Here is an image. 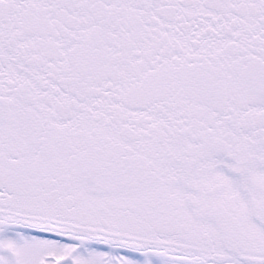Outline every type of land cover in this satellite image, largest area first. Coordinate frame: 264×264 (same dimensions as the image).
<instances>
[{"label":"snow or ice","instance_id":"snow-or-ice-1","mask_svg":"<svg viewBox=\"0 0 264 264\" xmlns=\"http://www.w3.org/2000/svg\"><path fill=\"white\" fill-rule=\"evenodd\" d=\"M0 264H264V0H0Z\"/></svg>","mask_w":264,"mask_h":264}]
</instances>
